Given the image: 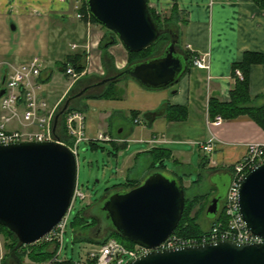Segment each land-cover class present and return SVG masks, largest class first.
<instances>
[{
  "label": "crops",
  "instance_id": "1",
  "mask_svg": "<svg viewBox=\"0 0 264 264\" xmlns=\"http://www.w3.org/2000/svg\"><path fill=\"white\" fill-rule=\"evenodd\" d=\"M174 3L186 21L178 24L183 50L190 54L191 60L196 55L208 54L209 68L198 69L190 65L173 85L158 90L145 89L127 79L116 85L123 87L120 99L84 100L85 133L90 139L85 143L96 144L101 141L96 139L100 134L112 139L101 142L109 143L114 150L107 154L119 161L116 170L120 183L143 180L150 172L152 151L165 149L170 154L165 161L166 172L181 177L184 190L204 181L210 185V193L213 192L214 196L216 193L210 176L225 171L230 174L231 166L244 156L246 144L264 145V130L253 120L241 116L213 125L207 110L212 95L223 103L230 102V91L235 84L232 64L239 62L247 52L264 55V11L251 0L238 3L225 0H147L148 8L164 19L169 16ZM75 11L72 0H0V89L5 76L13 68L35 56H41L45 62L49 54L56 64L66 56L84 51L87 61L90 63L92 58L91 63L95 64L93 70L86 68V75L102 76L104 66L98 45L105 30H100L91 21L77 19ZM10 22L13 23L11 29ZM16 29L20 31L19 37L15 36L14 45L9 48L6 41L12 37L10 32ZM37 38L40 41L36 51ZM73 45L76 47L72 48ZM107 52L112 57V61L108 59L110 65L116 70L125 68L127 51L120 42L109 47ZM52 73L48 68L43 74H51L52 77ZM248 79L249 94L256 99L255 105H263L264 63L252 65ZM64 81L59 89L52 87L50 81L39 83L40 96L50 108H57L73 88L71 80L64 77ZM163 104L185 108V119L177 121L159 117L146 122L144 115ZM134 113L136 116L133 117ZM9 129L18 128L11 126ZM19 130L22 127L19 126ZM209 140H214L213 160L221 164L219 167H210L199 148L201 143ZM141 154L143 170L133 174L135 162ZM195 164L198 169L195 179L188 173L177 171V168L194 167ZM211 217L210 221H213L215 216Z\"/></svg>",
  "mask_w": 264,
  "mask_h": 264
},
{
  "label": "water",
  "instance_id": "2",
  "mask_svg": "<svg viewBox=\"0 0 264 264\" xmlns=\"http://www.w3.org/2000/svg\"><path fill=\"white\" fill-rule=\"evenodd\" d=\"M85 2L96 22L130 52L145 50L163 34H169L170 41L161 55L130 65L67 97L54 115L53 131L71 100L91 87L128 77L145 89H164L187 68L186 58L175 48L177 33L158 28L147 0ZM3 93L1 89L0 97ZM76 180L75 157L58 141L0 145V226L25 246L38 243L68 212ZM218 202V196L209 201L207 214L216 215ZM184 203L180 181L168 172L153 170L136 186L103 196L95 205L100 212L97 228L108 225L122 238L147 250L128 264H264V164L244 177L238 195L240 215L249 232L261 239L258 244L216 241L156 249L176 229Z\"/></svg>",
  "mask_w": 264,
  "mask_h": 264
},
{
  "label": "built area",
  "instance_id": "3",
  "mask_svg": "<svg viewBox=\"0 0 264 264\" xmlns=\"http://www.w3.org/2000/svg\"><path fill=\"white\" fill-rule=\"evenodd\" d=\"M72 1L77 11L76 18L83 19L85 15L79 10L85 0ZM225 1L238 3L241 0ZM86 17L89 18V15L86 14ZM75 47V45L72 46V48ZM192 66L198 69H208L209 55L200 54L194 56ZM43 69V61L38 57H33L28 62L13 68L7 75L3 86L4 93L0 97V145L55 140L53 137L55 108H50L39 93L40 84L38 79ZM65 73L71 78L75 79L77 77V74L71 68H67ZM233 75L238 80L243 78L241 71L238 69L234 71ZM221 122L222 118L220 116L215 117L211 121L213 125H219ZM15 123L21 126L22 130L9 129ZM65 128L69 138V143L65 146L77 158L79 145L90 140L85 133V117L83 113L76 111L68 113L65 118ZM96 139L102 141L112 140L108 136H102L101 134ZM199 146L207 163L209 165L214 164V140L201 143ZM261 164H264V145L259 143L246 144L244 156L231 168L230 182L222 207L225 221L214 222L208 230L197 236L180 238L172 234L156 249L202 245L216 241H232L238 244L260 243L261 239L249 232L240 215L238 195L239 187L244 177ZM85 199V194L76 185L68 213L40 241L52 245L53 256L49 260L37 264H56L66 260V257L62 256V250L64 247V234L68 226V215L77 201L83 202ZM146 251L140 246L128 249L116 240L108 239L102 245L86 253L84 258L73 261V264H127Z\"/></svg>",
  "mask_w": 264,
  "mask_h": 264
},
{
  "label": "trees",
  "instance_id": "4",
  "mask_svg": "<svg viewBox=\"0 0 264 264\" xmlns=\"http://www.w3.org/2000/svg\"><path fill=\"white\" fill-rule=\"evenodd\" d=\"M251 1L264 11V0H251ZM81 12L84 15L89 14L86 3L83 4ZM149 12L159 29H171L175 33H177L178 39L175 48L176 49L177 47L182 48L178 24L179 25L185 24L186 21L181 17V13L178 11L176 3L173 4L169 16L165 19L157 16L154 13V11H152L150 8H149ZM89 19L91 20V22L98 24L91 15H89ZM101 27L105 30V33L101 38L98 47L99 50L101 51V58L103 59L104 69L108 73L109 71L105 63L108 62V59L112 61V57L108 54L107 49L120 41L106 28H104L103 26ZM111 37H113V39H111ZM169 41H170V35L163 34L158 37V39L154 44H152L150 47L146 48L145 50L135 53L126 50L127 65L125 66V68L135 63H139L161 55L165 47L168 45ZM161 45L163 46L161 47L159 54H157L158 49L160 48ZM179 53L186 58V62H187L186 70H187L188 67L191 65V56L188 52L184 50L183 52H179ZM86 57L87 55L84 51L76 53L72 56H66L62 62L56 63L57 70L58 72L66 75L65 74L66 69L68 67H71L75 73L80 74L85 70ZM105 59H107L106 62H104ZM262 63H264L263 54L247 52L244 53L242 59L239 62L232 64V73L234 74V71L236 69H239L242 73L243 78L242 80L235 79L234 87L230 91L229 103L221 102L214 95L210 96L208 100L207 110H208V117L211 121L214 120V118L217 116H220L223 120H233L241 116H246L249 119L253 120L255 123H257L264 130V104L261 106L255 105L256 99L254 97H251L249 94V79H248L250 67L252 65L262 64ZM110 67L111 69L114 70L115 74L121 71V70H116L113 65H110ZM50 75L51 74H49L48 77L44 80L40 77L39 82L47 83L51 77ZM127 79L130 78L124 77L122 79L109 82L105 85L96 86L95 88L93 87L94 91L98 90L99 92L93 94H86L87 92L86 91L81 97L75 98V101L74 100L73 101L77 102V105L75 106L76 103H73L72 101L68 109L62 115L59 116L53 132V137L59 142L64 143L65 145L68 144L69 138L67 136L66 128H65L66 115L74 111L85 112V105L81 104L78 101L84 102V100L86 99H120L123 97V93L121 94L120 92H117L116 85L119 82ZM71 90L67 94L68 95L67 97L72 96L70 95V93H72ZM65 99L56 108L55 113L58 112V110H60ZM132 116L133 117L136 116V113L132 114ZM159 117H166L169 120L181 121L186 117V110L183 107L163 104L157 110L146 113L144 115V119L148 123L152 122L153 120ZM90 146L93 149L98 147L94 143H90ZM152 154H153V161L150 166L151 167L150 171L160 170L166 172L165 161L169 158L170 155L169 152L165 149L159 148L153 150ZM174 176L180 181L182 185V178L178 177L177 175ZM138 183L139 182H131V183H120V184L112 185L111 187L105 189L103 196L111 192L127 190L129 188L136 186ZM103 196L99 200H96L94 203L86 205V207L82 209V211H80L78 215L75 216L73 222L69 224L74 231L73 239L75 241L76 240L86 241L94 244L95 246L102 245L108 239H114L117 242L121 243L124 247L128 249H132L135 246V244L122 238L119 234L116 233V231L113 228H111L108 225L107 226H105V224L103 225L101 237L95 238V235L91 233V229L97 227L96 219L99 217L98 213L91 212V209L95 207V205L99 201H101ZM202 199L203 196H195L193 198H187L185 195V203H184L182 216L180 218V221L176 229L173 232V235L180 238H187V237L197 236L202 232H204V229H202L201 225L199 224V221H197L198 216L196 215V213L192 214L194 207ZM70 214H73V211ZM86 218L92 219L91 224H88ZM216 221H222V222L225 221V217L222 211L217 215L216 219L213 220L212 224ZM79 233H82L83 235H79ZM0 236L2 237L3 240L2 249L4 250V254L2 255V258L0 260V264H25L24 261L26 259L31 263L36 264V263L45 262L53 256L54 251L51 244L45 242H39L34 245L25 246L21 244L16 239V237L3 226H0ZM56 264H73V261L66 259Z\"/></svg>",
  "mask_w": 264,
  "mask_h": 264
},
{
  "label": "rangeland",
  "instance_id": "5",
  "mask_svg": "<svg viewBox=\"0 0 264 264\" xmlns=\"http://www.w3.org/2000/svg\"><path fill=\"white\" fill-rule=\"evenodd\" d=\"M81 20L91 21L86 16ZM10 24L11 25H9V26L11 29V26H13L12 25L13 23L10 22ZM96 26H98V28L100 30H103L100 25L96 24ZM10 33H11L12 37H10L6 41V44L9 45V48H12L14 45V42H15V36H16V38L19 37L18 34L20 33V31H19V29H16L13 32L11 31ZM31 41H32V39H30L29 43ZM39 41H40V39L37 38V40L35 42L36 51L38 50ZM163 45H165V44H163ZM163 45L160 46L157 54H159L160 49ZM66 48H68V47H66ZM176 50L178 52H183V48L177 47ZM49 53H50V51H49ZM35 57H38L41 59V56H35ZM46 58H47V60L44 59L45 62L43 61V65L45 66V68L43 69L44 71L41 74V78L45 79L47 77L48 74L44 75L43 73L46 70H48V68H50L51 71H53L51 80H49L50 85L52 87H56L59 89L60 87H62L64 85V82H65L64 77H66L67 79L71 80V82L73 83V89L71 90L72 93H70V95H72V96L79 93L85 87L90 86V85H95L98 82H100L102 79L106 78L107 76L115 74L114 70L111 69L110 65L107 62L106 67L109 71L108 73L105 72L104 68H103L102 76H96L93 74L92 75H86V73H85L86 68H90L91 70H93L95 68V64L93 65L91 63L92 58L90 59V63H89V61H87V57H86L85 70L80 74L76 73L77 77L74 79V78H71V76H69V75H64V74H61L60 72L57 71L56 64H54V61L51 59L50 54L47 55ZM68 68H71V67H68ZM98 71H100V69ZM96 77H98V78H96ZM95 87L96 86H94V88ZM94 88L93 87L89 88L87 90L86 94L98 93L99 91L98 90L94 91ZM116 90H117V92H120L121 94L124 92L123 87H121L119 85L116 87ZM77 98H79V97H77ZM73 100L75 101V99H73ZM73 100H71V103ZM74 101H73V103H76L75 104V106H76L77 102H74ZM78 102L83 104L81 101H78ZM12 126L19 129V125L17 123H15ZM96 144L98 145V147L95 149H93L90 145H88L86 143H81L79 145V148H78V152H77L78 153V155H77V180L76 181H77L78 189L83 194H85L86 199L83 202L77 201L73 206V210H72L73 214H69V217H68V227H67L66 232L64 234V247L62 250V256H65L67 260L69 259L72 261H78L80 258H84L86 253H88L89 251H91L92 249L95 248V245L92 243H89L86 241H77V240L75 241L73 239V232L74 231L70 227L69 224H71L73 222L75 216L78 215L80 213V211H82V209H84L86 207V205L92 204L96 200H99L104 195V191L106 188H109L114 184L120 183V180L118 178L119 174L117 173V170H116V165H117V163H119V161L115 160V158H113L111 156L109 157L107 154L108 151L114 152V150L111 149L109 143L98 141V142H96ZM128 145L131 146L132 144H128ZM122 151H125V149ZM131 151H132V149H131ZM197 155L198 154L196 153L195 154V163L197 160ZM213 161H215V160H213ZM168 165H169V167H171L170 164H168ZM220 165H221L220 163L219 164L214 163V164H211L209 166L214 168V167H219ZM142 170H143V154H141L140 157L136 160L135 169H134L133 174H137L138 172H141ZM177 171H179L180 173H188L191 175L192 179H195L198 169H197V165L195 164L194 167L177 168ZM131 177H133V176H131ZM221 182L223 185L220 186L219 191L217 192V195L219 197V202L217 205L218 214L221 212V209L223 207L224 198H225L226 191L228 188L229 177L225 176L224 178L221 179ZM210 188H211L210 185L204 181H201L199 184L192 186V187H185V195L187 198H192L194 196H203V199L200 200V202L194 207L192 214L196 213V215L198 216L197 221H199V224L201 225L202 229H204V231L208 230L211 227L212 222H213V221H210V219L213 218V217H211V215H209V214L204 215V213L206 211L205 209H206V207L210 201V198L212 197V193H213V192L210 193V191H211ZM91 212L100 213V212H98V209L96 206L91 209ZM203 216L206 219H204ZM86 221L88 222V224H91L92 219L86 218ZM76 235H78V234H76ZM79 235H83V234L79 233ZM2 243H3V240H2V237L0 236V255L1 256L4 254V250L2 249ZM24 263L25 264H33L30 261H28L27 259L24 261Z\"/></svg>",
  "mask_w": 264,
  "mask_h": 264
},
{
  "label": "flooded vegetation",
  "instance_id": "6",
  "mask_svg": "<svg viewBox=\"0 0 264 264\" xmlns=\"http://www.w3.org/2000/svg\"><path fill=\"white\" fill-rule=\"evenodd\" d=\"M225 176H228L229 177V182H230V174L228 172H226V171L225 172H221V173H219L217 175H214V176H210V182L213 185L214 189L216 188L215 191H214L215 193H217L219 191L220 186L223 185L222 182H221V179L224 178ZM216 184H217V186H215ZM228 185H229V183H228ZM214 196H218V195H214ZM214 196H212L210 198V200ZM101 224L102 223L100 222V225ZM91 233H93L95 235V238L101 237V235H102V228H101V230H98L97 227L92 228L91 229Z\"/></svg>",
  "mask_w": 264,
  "mask_h": 264
}]
</instances>
